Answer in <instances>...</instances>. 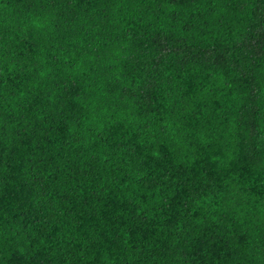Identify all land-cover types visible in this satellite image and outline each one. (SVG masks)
Masks as SVG:
<instances>
[{
	"label": "trees",
	"instance_id": "obj_1",
	"mask_svg": "<svg viewBox=\"0 0 264 264\" xmlns=\"http://www.w3.org/2000/svg\"><path fill=\"white\" fill-rule=\"evenodd\" d=\"M0 264H264V0H0Z\"/></svg>",
	"mask_w": 264,
	"mask_h": 264
}]
</instances>
